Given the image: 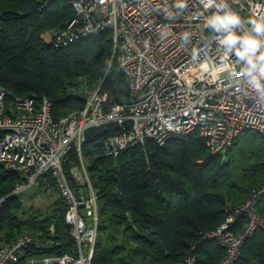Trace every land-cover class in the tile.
I'll use <instances>...</instances> for the list:
<instances>
[{
  "label": "trees",
  "instance_id": "1",
  "mask_svg": "<svg viewBox=\"0 0 264 264\" xmlns=\"http://www.w3.org/2000/svg\"><path fill=\"white\" fill-rule=\"evenodd\" d=\"M73 16L71 0H0V86L7 92V115L15 109L12 116H17L18 100L35 99L40 105L46 97L58 122L81 111L87 92L96 88L116 103L129 101V82L110 31L56 45ZM5 136L0 131V142ZM82 151L100 214L92 264H183L192 248L198 264H219L225 249L207 234L264 181V138L254 131L242 133L216 155L198 131L163 146L148 141L116 157L104 156L93 141ZM78 156L72 150L64 170L75 193L88 194L70 172L80 167ZM23 182V176L0 164V248L29 234L43 242L26 250L27 258H78L66 219L69 207L56 179L48 174L37 185L54 187L60 196L48 212L28 209L20 195H12ZM257 211L264 217V197ZM239 217L244 224L246 216ZM83 249L87 253L89 246ZM241 256L244 263L264 264L263 232L256 231Z\"/></svg>",
  "mask_w": 264,
  "mask_h": 264
},
{
  "label": "built area",
  "instance_id": "2",
  "mask_svg": "<svg viewBox=\"0 0 264 264\" xmlns=\"http://www.w3.org/2000/svg\"><path fill=\"white\" fill-rule=\"evenodd\" d=\"M226 2L241 17L242 30H250V18L264 16V0ZM174 3L175 0H71L74 16L65 30L57 34L56 45L110 31L115 56L129 82L126 103H116L96 88L87 92L81 111L58 122L52 117V103L46 97L40 105L35 99L18 100V114L13 117L14 112L6 114L7 92L0 86V131L6 133L0 142V164L24 177L12 195L37 186L51 174L62 197L71 205L66 219L79 252L78 258H27L26 250L41 243V239L23 234L11 245L0 248V264H92L98 239V217L93 215L97 193L82 164L83 175L79 166L72 167L70 172L78 183L86 185L88 194L77 195L64 170L67 153L75 150L81 155L88 141L100 146L104 156L116 157L148 141L163 146L194 131L200 133L214 155L226 152L246 131L257 132L264 138V99L249 87L245 76L238 75L241 65L235 57L227 61L223 58L215 39L220 34L214 35L204 27L206 18L216 9H205L201 0H187V7L181 12L173 7ZM165 8L173 13V18H168ZM184 32L191 34L187 44L180 39ZM225 63L230 67L224 68ZM112 122L120 128L96 139L84 138L88 129ZM262 194L264 184L226 223L208 235L225 249L219 264H256L244 263L241 252L245 241L264 229V220L254 216ZM240 215L246 216L242 225L238 222ZM87 216H91L88 218L93 223L87 222ZM234 222L245 228L237 238L236 229L232 231L233 226L237 228L236 223L232 225ZM247 222L250 223L245 225ZM51 232L54 233V227ZM85 245L89 246L87 253ZM198 262V256L191 255L184 264Z\"/></svg>",
  "mask_w": 264,
  "mask_h": 264
},
{
  "label": "clouds",
  "instance_id": "3",
  "mask_svg": "<svg viewBox=\"0 0 264 264\" xmlns=\"http://www.w3.org/2000/svg\"><path fill=\"white\" fill-rule=\"evenodd\" d=\"M205 9L215 8L216 11L206 18L204 27L209 29L218 42L223 58L227 61L235 57L237 64L241 65V72L247 78L249 87L264 99V16L250 18L247 23L250 30H242V19L232 11L226 0H201ZM173 7L183 11L187 7V0H175ZM168 18L173 13L164 9ZM190 33L180 34L183 44L190 42ZM224 68L230 67L227 63Z\"/></svg>",
  "mask_w": 264,
  "mask_h": 264
},
{
  "label": "rangeland",
  "instance_id": "4",
  "mask_svg": "<svg viewBox=\"0 0 264 264\" xmlns=\"http://www.w3.org/2000/svg\"><path fill=\"white\" fill-rule=\"evenodd\" d=\"M48 41H50V38L48 37V36H46L45 37ZM14 112H15V109L13 110ZM78 158H79V161H80V164H82L85 168H86V164H85V158H84V156H83V151H82V153H81V155H79L78 156ZM82 165H80V167H79V173L81 174V175H83L84 174V170H83V166ZM76 167V166H75ZM78 167V166H77ZM263 184H264V181H263V183L261 184V186L260 187H258V189H260V188H262V186H263ZM82 189V188H81ZM258 189H255V190H253V193L250 195V197L246 200V201H248L251 197H253V195H254V192L256 191V190H258ZM82 191H86V192H88L87 190H86V188L84 189V187H83V190ZM59 197L60 196H58V194H57V192H56V189H54V187H50V186H43V187H41V186H35V187H32V188H29V189H27L26 191H24V192H22L21 194H20V198L22 199V201H23V203L25 204V207L26 208H34V209H36V210H41V211H43V212H48V211H50L53 207H54V205H55V203H56V201L59 199ZM264 197V194H262L261 195V198L260 199H262ZM246 203V202H245ZM244 203V204H245ZM243 204V205H244ZM85 205V204H84ZM83 205V206H84ZM258 205H259V203L255 206V208H254V211H256V213H257V215H254L255 217L256 216H258V217H261V219L262 220H264V217H262V216H260L259 214H258V211H257V208H258ZM241 207H242V205H241ZM92 208H94V206L92 207ZM88 212V211H87ZM68 213V212H67ZM83 213H86V211H83ZM93 215H94V217H98V221H97V223L95 224V230L97 231L96 233L98 234V229H99V223H100V214H99V207H95V209H94V213H93ZM66 217H67V214H66ZM88 217H91V216H87V218H86V220H87V222L88 223H93V220H92V218H88ZM230 216H228L227 218H226V220L229 218ZM238 222H239V220H238ZM224 223H226V222H223L222 224H224ZM250 222H247V223H245V225L247 224H249ZM263 223V222H262ZM236 225H237V228H236V238L237 237H239L240 236V234H242V233H244V231H245V228H243V226H239L237 223H236ZM244 225V226H245ZM219 227V226H218ZM217 227V228H218ZM217 228H215V229H217ZM214 229V230H215ZM213 230V231H214ZM213 231H211V232H209L207 235H209V234H211ZM258 231H261V232H263L264 233V229H262V228H260ZM70 232H71V229H70ZM253 238V236L252 237H250L249 239H247L246 241H245V245H246V243H247V241H249L250 239H252ZM40 241V240H39ZM41 242H43V241H41ZM45 242H46V240H45ZM216 242V241H215ZM47 243V242H46ZM245 245H244V247H245ZM197 248H194V249H192V250H190L189 252H188V254H187V256H186V259L187 258H189L191 255H196V256H198V254L197 253H195V251H197L196 250ZM244 249V248H243ZM242 249V250H243ZM241 254H242V252H241ZM186 259H185V261H186ZM185 263V262H184ZM183 263V264H184Z\"/></svg>",
  "mask_w": 264,
  "mask_h": 264
},
{
  "label": "water",
  "instance_id": "5",
  "mask_svg": "<svg viewBox=\"0 0 264 264\" xmlns=\"http://www.w3.org/2000/svg\"><path fill=\"white\" fill-rule=\"evenodd\" d=\"M119 128L120 126L116 122H112V123H109L101 127L91 128V129H88L84 133V138L86 140L96 139V138H99V137H102L108 134L111 131L118 130ZM69 154L70 152L67 153V155L65 156V159L68 158Z\"/></svg>",
  "mask_w": 264,
  "mask_h": 264
},
{
  "label": "bare ground",
  "instance_id": "6",
  "mask_svg": "<svg viewBox=\"0 0 264 264\" xmlns=\"http://www.w3.org/2000/svg\"><path fill=\"white\" fill-rule=\"evenodd\" d=\"M75 180H76V179H75ZM76 182H77V180H76ZM246 202H247V201H246ZM66 203H67L68 207L70 208L71 205H70L68 202H66ZM97 207H98V197H97ZM231 215H232V214H231ZM243 220H245V222H246V217H244ZM235 223H236V222H234L232 225H234ZM232 225H231V226H232ZM235 225H236V224H235ZM232 229H233L232 231L234 232L235 229H236V226H233Z\"/></svg>",
  "mask_w": 264,
  "mask_h": 264
}]
</instances>
